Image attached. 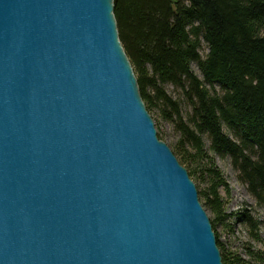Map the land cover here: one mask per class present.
Segmentation results:
<instances>
[{"label":"water","instance_id":"water-1","mask_svg":"<svg viewBox=\"0 0 264 264\" xmlns=\"http://www.w3.org/2000/svg\"><path fill=\"white\" fill-rule=\"evenodd\" d=\"M115 1L0 0V264H222Z\"/></svg>","mask_w":264,"mask_h":264},{"label":"trees","instance_id":"trees-1","mask_svg":"<svg viewBox=\"0 0 264 264\" xmlns=\"http://www.w3.org/2000/svg\"><path fill=\"white\" fill-rule=\"evenodd\" d=\"M113 8L119 42L147 112L163 104L178 114L164 84L180 89L192 106L193 130L178 124L181 140L176 149L184 164H206L201 174L210 186L201 195L214 214L210 223L222 264H252L219 240L216 227L225 216L218 188L227 185L200 136L207 135L210 152L231 159L239 181L264 210V0H116ZM201 40L207 46L204 56L199 54ZM214 86L221 93H210L208 87ZM223 126L237 142L225 135ZM187 173L191 178L197 172L191 168ZM234 215L259 241L260 222L249 210ZM248 256L264 262V253L248 250Z\"/></svg>","mask_w":264,"mask_h":264},{"label":"rangeland","instance_id":"rangeland-1","mask_svg":"<svg viewBox=\"0 0 264 264\" xmlns=\"http://www.w3.org/2000/svg\"><path fill=\"white\" fill-rule=\"evenodd\" d=\"M206 52V43L201 40L199 54L200 56H204ZM191 70L197 77L201 78L200 72L195 64H191ZM133 74H135L134 71ZM162 89L173 102H176L178 114L174 113L170 107L167 108L165 105L163 106V104H156L149 110V114L154 122L157 132V137L169 147L179 164L184 167L186 171L191 170V168L196 170L197 173L189 178L193 181L198 193L199 202L211 221L214 219V214L207 207L205 204V199H203L201 195V192L206 193L208 187L210 186L208 177L201 174L204 170V167H206V164L205 162H202L198 167H192L189 164H184L182 162L180 152L176 149V146L181 140V133L178 124L181 123L190 130H193V126L191 123H189V116L192 111V106L189 103L188 98H186L185 94H183L180 89H177L170 84H164ZM208 90L210 93H221L220 89L215 86L213 89L212 87H208ZM162 110L169 112L171 117L169 119L165 118ZM223 132L234 142L238 141L235 134L227 130L225 126H223ZM200 137L204 144V152L207 153L210 159L213 161L214 166L219 170L227 185V188L222 186L218 188V197L220 202L223 204L222 210L223 215L225 216V219L221 220L216 227V232L220 237V242H222L230 251L239 254L244 260H247L252 264H264V262L259 263L253 259H250L248 256V250L253 253H264V210L255 205L253 198L246 190V185L239 181L238 172L233 167L231 159L229 157L218 156L210 152V141L207 135L202 134ZM185 148L191 152L189 145ZM245 210H249L250 214L260 222L259 241L254 240L249 235L246 226L242 225L236 220V216L234 214Z\"/></svg>","mask_w":264,"mask_h":264},{"label":"bare ground","instance_id":"bare-ground-1","mask_svg":"<svg viewBox=\"0 0 264 264\" xmlns=\"http://www.w3.org/2000/svg\"><path fill=\"white\" fill-rule=\"evenodd\" d=\"M174 1V0H173ZM114 9V8H113ZM115 23H116V21H115ZM116 28H117V26H116ZM118 33V32H117ZM119 39V38H118Z\"/></svg>","mask_w":264,"mask_h":264}]
</instances>
